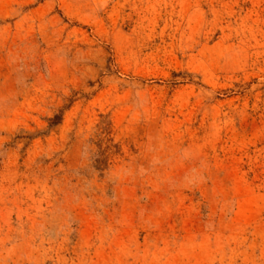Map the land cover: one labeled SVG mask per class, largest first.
I'll list each match as a JSON object with an SVG mask.
<instances>
[{
	"label": "rangeland",
	"instance_id": "obj_1",
	"mask_svg": "<svg viewBox=\"0 0 264 264\" xmlns=\"http://www.w3.org/2000/svg\"><path fill=\"white\" fill-rule=\"evenodd\" d=\"M0 264H264V0H0Z\"/></svg>",
	"mask_w": 264,
	"mask_h": 264
}]
</instances>
